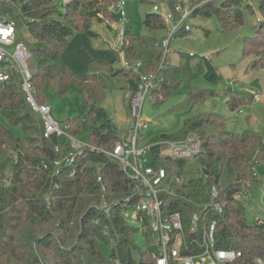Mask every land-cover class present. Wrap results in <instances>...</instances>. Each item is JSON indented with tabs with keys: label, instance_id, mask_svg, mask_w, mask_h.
Wrapping results in <instances>:
<instances>
[{
	"label": "trees",
	"instance_id": "16d2710c",
	"mask_svg": "<svg viewBox=\"0 0 264 264\" xmlns=\"http://www.w3.org/2000/svg\"><path fill=\"white\" fill-rule=\"evenodd\" d=\"M257 1L264 18V0ZM112 3L113 0H0V9L18 28H27L29 36L24 41L33 54L30 66L36 99L45 102L42 90L48 83L61 96L71 84L81 88L85 96L84 118L61 123L76 137L87 123L88 141L98 148L86 149L74 163L67 164L63 159L71 151L70 141L65 136L45 137L41 117L27 101L19 81L0 87V113L11 123L21 124L23 130V137H16L0 123V264H155L149 231L144 232V250L135 241L140 228L124 217L123 202L134 195V183L120 162L103 152L122 139L114 121L98 106L108 80L121 79V88L130 91L131 97L139 83L133 73L115 67L119 56L112 48L94 45L99 33L92 29V23L113 18L109 10ZM244 9L253 11L250 0H220L218 4L209 1L196 15H216L226 30L229 25L243 23ZM263 18H259L263 23L255 35L245 39V56L256 45L263 46ZM144 22L149 30H164L163 19L154 12L146 14ZM128 39L126 57L143 58L144 70H155L161 59L160 47L151 49L148 39L135 34L131 27ZM188 65L192 67L191 62ZM199 66L206 78L216 75L207 58ZM171 67L166 70L161 89L155 91L158 103L173 95L179 85L175 79L179 71L190 74L183 68ZM167 76L175 81H167ZM251 96L232 92L227 105L235 110L250 101ZM188 133L205 136L194 159L203 167L208 188L217 183L228 201L225 211L214 215L218 221V246L242 252L231 264H258V257L264 256V224L250 223L244 204L236 201L234 194L245 182L250 181V187L258 182L255 168L264 163V134L251 129L236 132L220 114L212 112L187 120L175 134L162 133L153 140H180ZM161 149V145L152 148L156 164L187 179V160L161 158ZM57 160H63L60 166L56 165ZM74 166L76 173L72 176ZM99 176L108 188L110 200H121L109 216L98 214L94 207L100 201ZM187 180L179 192L184 198L169 201L173 210L190 217L200 203L208 200V189L203 193L199 180ZM99 215L101 223L96 224ZM103 225L108 226V235ZM107 236L114 238L110 259L100 247L102 242H108Z\"/></svg>",
	"mask_w": 264,
	"mask_h": 264
},
{
	"label": "built area",
	"instance_id": "2783aa9c",
	"mask_svg": "<svg viewBox=\"0 0 264 264\" xmlns=\"http://www.w3.org/2000/svg\"><path fill=\"white\" fill-rule=\"evenodd\" d=\"M127 2L128 0H113L109 7L113 18L107 19L106 23L116 31L115 43L109 44L119 56L115 67L133 73L139 81L138 89L131 99L134 118L131 125L132 136L130 139L122 138L110 150H103L105 154L120 162L124 172L134 183V195L123 202L126 207L125 220L132 225L138 221L140 230L149 231L151 245L155 247L151 253L155 264H231L242 256V252L218 246V221L214 215L223 213L228 206L227 199L221 195L219 185L212 183L208 188V200L200 203L198 210L190 217H185L180 211L171 208L169 199L184 198L179 192L188 180L178 174L169 173L164 166L149 163L145 157L153 146L161 145V158L194 159L202 149V137L197 133H188L180 140H160L148 143L145 147L139 144L143 138L142 132L149 122L143 117V104L146 99L156 103L155 91L161 89L165 79L164 69L171 65V41L191 31L192 17L208 0H152L153 12L163 19L165 25L164 34L157 45L161 49V59L153 71L144 70V59L126 57L127 47L130 45ZM117 14L121 17L120 21L116 19ZM18 32L15 21L0 9V87L12 80L19 81L27 101L41 117L45 137L67 136L73 148L81 149L79 152L71 150L63 159L67 164H72L86 149L98 148L69 134L62 123L53 116L52 107L46 102H38L30 66L33 54L27 44L20 40ZM252 94L254 101L262 99L259 91H253ZM63 160H57L56 165L60 166ZM75 173L74 166L71 175ZM98 182L101 183V198L95 210L100 215L109 216L113 207L121 204V200L111 201L101 176L98 177ZM8 183L6 182L5 186ZM250 186V181L245 182L243 188L235 192L234 199L244 204L245 198L249 196ZM100 215L95 219L96 224L101 223ZM256 222L264 224V219H258ZM103 229L108 235V226L103 225ZM111 239L114 242V238ZM257 262L264 264V256L258 257Z\"/></svg>",
	"mask_w": 264,
	"mask_h": 264
},
{
	"label": "rangeland",
	"instance_id": "374dc122",
	"mask_svg": "<svg viewBox=\"0 0 264 264\" xmlns=\"http://www.w3.org/2000/svg\"><path fill=\"white\" fill-rule=\"evenodd\" d=\"M209 1L218 4L220 0ZM250 1L253 4V11L244 9L243 23L234 27L229 25L225 30L224 23L216 15H195L191 19V31L185 35H179L171 41V66L188 70L190 74H184L182 71L176 74L175 79L179 85L168 100L155 104L148 99L145 100L142 114L144 119L149 122L148 127L142 132L143 138L139 142L141 147L155 142L153 138L162 133L175 134L179 132L189 119L212 112L220 114L227 126L236 132L251 129L264 134V43L263 46L256 45L254 49L252 48L253 52L248 56H245L244 52L245 39L255 35L256 29L263 23L259 21V18H263V16L260 13L258 1ZM126 12L132 31L137 35L145 36L151 49L158 50L157 45L164 31L162 29L149 30L144 22L146 14L153 13L152 0H128ZM116 19L120 21V15L117 14ZM92 29L99 33V37L94 40L96 47H109V44L115 43L116 31L106 22L95 20L92 23ZM18 35L21 41L29 36L26 26L19 27ZM203 58H207L215 68L216 75L213 78L204 76L203 68L199 66V62ZM188 62H191L192 67L188 65ZM167 69H164L165 79ZM170 79L175 81L167 76V81ZM122 82L121 79L110 78L107 82L108 87L103 91V98L98 101V106L103 107L108 117L114 121L119 129V136L130 139L132 136L131 125L134 122L131 111L132 97L130 91L121 88ZM253 91L260 92L262 95L260 101L252 100L253 96H251L250 101L235 110L227 105V100L232 92L251 95ZM42 93L45 102L52 107V114L58 121L65 123L80 117L84 118L85 96L83 90L76 85L71 84L66 93L61 96L48 83L43 87ZM176 108L178 109L175 110ZM0 123L12 131L16 137H23L21 124L11 123L1 113ZM199 135L205 138L202 134ZM89 136L90 127L85 123L81 135L74 137L92 144L88 141ZM67 139L70 141L69 137ZM70 145L74 152L81 150L73 148L71 143ZM145 157L149 163H156L152 150H148ZM255 171L258 182L253 183L249 190V196L245 198L244 202L245 215L250 223L264 219V163L257 165ZM184 173L187 179L199 180L201 191L207 192V177L203 167L196 159L187 160V163L184 164ZM99 195L101 198L100 193ZM96 205L94 204V207ZM134 225L139 227L140 223L137 221ZM107 238L108 242H102L100 247L104 256L110 259L113 241L110 236ZM135 241L139 247L147 250L143 230L137 234Z\"/></svg>",
	"mask_w": 264,
	"mask_h": 264
}]
</instances>
